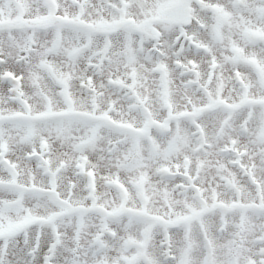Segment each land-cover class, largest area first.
Listing matches in <instances>:
<instances>
[{"label":"rangeland","instance_id":"rangeland-1","mask_svg":"<svg viewBox=\"0 0 264 264\" xmlns=\"http://www.w3.org/2000/svg\"><path fill=\"white\" fill-rule=\"evenodd\" d=\"M0 264H264V0H0Z\"/></svg>","mask_w":264,"mask_h":264}]
</instances>
